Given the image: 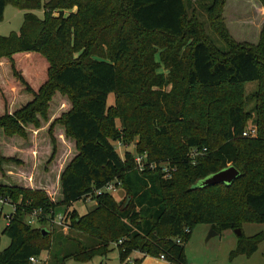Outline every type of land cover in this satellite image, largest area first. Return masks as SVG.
Segmentation results:
<instances>
[{
    "label": "trees",
    "instance_id": "16d2710c",
    "mask_svg": "<svg viewBox=\"0 0 264 264\" xmlns=\"http://www.w3.org/2000/svg\"><path fill=\"white\" fill-rule=\"evenodd\" d=\"M224 1L206 8L226 44L220 50L189 21L184 0H0V20L7 3L25 11L19 32L0 36V197L23 204L2 231L10 242L0 264H32L30 257L51 248L48 232L25 222L27 212L53 217L56 208L89 194L95 205L84 214L68 210L63 221L89 242L78 241L60 259L56 254L57 264L94 257L104 264L113 247L119 264L136 251L185 264L184 244L196 224L215 231L264 225V26L257 45L235 42L215 23ZM253 81L259 88L247 111L243 86ZM56 94L70 107L49 122ZM251 118L256 135L243 136ZM28 126L41 132L44 146L51 144L42 162L57 168L52 187L49 175L32 180L33 170L30 187L9 182L5 166L16 164L10 173L24 174L22 144L29 139L34 147ZM135 137L136 153L148 164L174 167L171 177L148 164L139 172L129 151L116 152L113 141L129 144ZM65 140L75 154L52 162L56 142ZM228 166L240 173L230 184L199 185ZM113 180L126 191L122 201L93 195ZM44 184L60 198L53 200ZM262 239L259 233L247 246L240 243L231 258L251 255Z\"/></svg>",
    "mask_w": 264,
    "mask_h": 264
},
{
    "label": "rangeland",
    "instance_id": "374dc122",
    "mask_svg": "<svg viewBox=\"0 0 264 264\" xmlns=\"http://www.w3.org/2000/svg\"><path fill=\"white\" fill-rule=\"evenodd\" d=\"M187 16L191 23H194L198 27V31L205 35L211 43L219 48L220 50H225L226 44L218 36L212 26V20L214 15L211 17L208 15L206 10L213 0H184ZM75 7L71 10L75 11ZM57 10L54 11L56 15ZM24 10L15 7L11 3H7L0 20V36H8L12 33H18L20 27L23 24ZM69 11L65 10L66 15ZM35 13L41 17L42 10H36ZM219 20V21H218ZM215 20L217 24H221L225 29L227 35L237 43H248L251 45H257L261 39L262 29L264 26V0H225L221 8L220 18ZM219 29V28H218ZM259 85L256 81L247 82L243 86L244 97H245V109L251 111L255 105V101L252 98L254 93L258 90ZM114 104V95H110L108 98V105ZM70 104L68 100L60 95L56 94L52 101L50 102L49 108V122L54 118L59 116L62 112L69 109ZM254 117V114H252ZM254 124L252 118L248 120L247 126ZM42 125L47 126L48 123ZM116 125L119 127L120 123L116 120ZM29 133L33 134L36 141H34V147L29 148V139L22 144L21 154L24 164L19 167L24 174H12L10 172L14 171V167L18 165L10 163L5 166V169L9 172V182L11 183H21L24 186L31 182L28 178L29 170H33L34 175L32 180H37L41 176H48V180L52 185L56 184L57 168L51 163L48 167L43 164V156L46 157L51 153V144L49 146H44L46 144L45 140L41 139V132H34L32 126L27 127ZM60 126H55L54 134L57 137H62L59 133ZM139 141V137L129 143L125 144L121 140L113 141L112 144L116 152L123 157L126 151H129L133 156L136 153V144ZM61 144V145H60ZM45 147V148H44ZM56 155L55 160L64 161L65 163L73 157L76 150L69 141L56 142ZM46 151V154L44 153ZM20 155L17 154L18 157ZM31 159H34L33 164H31ZM40 160V161H39ZM37 161V162H36ZM39 161V162H38ZM46 168V172L44 169ZM136 168V167H135ZM157 168V167H155ZM155 168H150L154 170ZM140 172V171H139ZM21 175V176H20ZM27 176V177H26ZM20 177L21 179H18ZM42 178V177H41ZM54 183V184H53ZM30 187V186H26ZM116 201H122L126 196V191L122 186H118L114 191L110 193ZM49 196L56 200L60 198L58 194H49ZM6 200L5 204H0V250L4 249L9 244V238L2 232L4 227L7 225L6 214L12 212V208L23 205L20 198L17 201H12L9 198L2 197ZM25 205V204H24ZM95 205V201L91 199L84 198L81 201L73 203L68 209L63 207H58L54 210L53 217L46 215L44 219H41L40 215L37 217H32L31 213L33 210L27 212L24 216V220L32 228L39 230H46L48 232V241L50 242L51 248L47 251H42L41 254L36 258V263L32 264H57L56 254L58 258H62L66 253L71 251L74 245L81 241L87 244L89 238L80 234L77 231L69 229L63 221L67 214V211L76 210L78 214H84L90 210ZM62 215L63 221L58 223V217ZM240 235H237L234 229H221L215 231V235L208 236L212 233L210 224H196L194 225L188 236V240L184 244V255L185 264H264V225L261 223H243ZM262 233L263 239L257 244L256 250L249 256L245 254H238L231 258V252L234 251L237 246L242 243L243 245H248L246 243L248 239L256 234ZM141 259L140 264H167L162 261L159 257L146 255L143 256L139 252H133L124 264H133L135 259ZM101 258L94 257L89 262H80L72 258L65 259L63 264H100ZM104 264H119L118 250L113 247L112 250L107 254Z\"/></svg>",
    "mask_w": 264,
    "mask_h": 264
},
{
    "label": "built area",
    "instance_id": "2783aa9c",
    "mask_svg": "<svg viewBox=\"0 0 264 264\" xmlns=\"http://www.w3.org/2000/svg\"><path fill=\"white\" fill-rule=\"evenodd\" d=\"M243 136H246V137H254L256 135V126L254 124L252 125H249V126H246V128L244 129L243 133H242ZM197 154V151L196 150H192L190 152V156L192 158H194V156ZM134 164H135V167L138 171L142 172L144 169H145V165H147L148 163H146L145 161V157L143 155H135L134 156ZM148 166L150 168H155V167H159L160 168V171L165 175V177L169 178L171 177V174L172 172L175 170L174 167H171L168 163H160V164H157V163H149ZM118 186H120V182L117 181V180H113V181H110L108 183H106L103 187L99 188V189H96L93 193V195H100L102 193H111L112 191H114ZM86 199H91V195H86L85 196ZM6 200L2 197H0V204H5ZM15 209L12 208V212L9 213V214H6L5 215V218L7 219V222L10 221V218H11V215L14 213ZM41 213V210L40 209H35L33 210V213H31L32 217H37L39 216ZM63 216L60 215L58 217V223H60V221H63ZM60 220V221H59ZM186 232H188V229L185 230ZM159 258L162 260V261H165V258L163 255H160ZM29 261L31 263H36V258L35 257H30L29 258Z\"/></svg>",
    "mask_w": 264,
    "mask_h": 264
},
{
    "label": "water",
    "instance_id": "95a60500",
    "mask_svg": "<svg viewBox=\"0 0 264 264\" xmlns=\"http://www.w3.org/2000/svg\"><path fill=\"white\" fill-rule=\"evenodd\" d=\"M239 171L234 167V166H228L214 174H211L207 177H205L204 179H202L199 182L200 186H208V185H216V184H230L233 180H235L238 176H239ZM212 230V233L208 236V238L211 235H215L216 232ZM42 233H46V230L42 229L41 230ZM236 232L237 235L241 234V231L239 228L234 230ZM100 264H102V262H100Z\"/></svg>",
    "mask_w": 264,
    "mask_h": 264
},
{
    "label": "crops",
    "instance_id": "0c3cea01",
    "mask_svg": "<svg viewBox=\"0 0 264 264\" xmlns=\"http://www.w3.org/2000/svg\"><path fill=\"white\" fill-rule=\"evenodd\" d=\"M41 188H43L44 190H46L47 192H49V194H50V185H48V184H44V186H42ZM164 262H166V261H164ZM167 263V262H166ZM168 264V263H167Z\"/></svg>",
    "mask_w": 264,
    "mask_h": 264
}]
</instances>
